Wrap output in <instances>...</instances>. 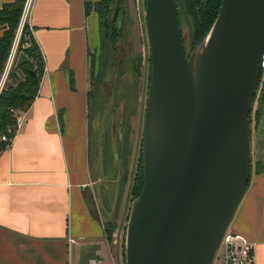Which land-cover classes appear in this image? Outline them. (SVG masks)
<instances>
[{
  "label": "crops",
  "instance_id": "crops-1",
  "mask_svg": "<svg viewBox=\"0 0 264 264\" xmlns=\"http://www.w3.org/2000/svg\"><path fill=\"white\" fill-rule=\"evenodd\" d=\"M9 2L1 0L0 7ZM85 2L35 0L30 11L44 69L36 96L26 112H17L20 122L0 153V264H78L81 247L94 244L98 264H120L105 227L122 230L131 205L143 120L144 80L136 65L145 53L144 12L142 0H112L129 44L118 64L97 13L86 14ZM13 60L0 76V92L20 57ZM227 230L255 243L256 264H264L261 159L252 163Z\"/></svg>",
  "mask_w": 264,
  "mask_h": 264
},
{
  "label": "water",
  "instance_id": "water-1",
  "mask_svg": "<svg viewBox=\"0 0 264 264\" xmlns=\"http://www.w3.org/2000/svg\"><path fill=\"white\" fill-rule=\"evenodd\" d=\"M143 35L150 61L143 186L131 201L124 262L212 264L251 178L264 0H221L209 35L189 56L176 0H144ZM99 249L81 247L78 264H98Z\"/></svg>",
  "mask_w": 264,
  "mask_h": 264
},
{
  "label": "trees",
  "instance_id": "trees-1",
  "mask_svg": "<svg viewBox=\"0 0 264 264\" xmlns=\"http://www.w3.org/2000/svg\"><path fill=\"white\" fill-rule=\"evenodd\" d=\"M110 2H112V0H100L98 3L94 4V6H101L103 10L102 13L96 8L92 9V7L85 2V12L89 14L91 11H95L97 15L103 16L104 13L107 14L109 12ZM23 3L24 0H12V2L4 3L0 7V28L3 30L2 36L0 37V76L5 69L16 39L17 31L20 26ZM220 3L221 0H209L204 7L202 0H186L187 11L191 15L193 21L194 36L196 39L200 38V40H203L208 34L210 27L217 17ZM117 11H119V7L114 9L115 15H117ZM114 32L116 34L115 38H117V27L109 32L110 41L115 40H112L113 35L115 36ZM19 57L20 62L10 71L7 77V79L12 80L13 83L10 85L6 84L0 92V135L7 136L9 140L6 142L0 141V153L8 147L14 135L13 132L8 133V129L15 128L17 112H26L36 96L44 69L42 54L37 43L34 41L27 23L24 24L21 30L17 47V61ZM16 68L22 73L23 78L17 75L15 71ZM262 92L264 94V87ZM250 122L252 123V116ZM142 186L143 168L142 155H140L131 188L132 199H135L140 194ZM110 238V235H107V239L110 240Z\"/></svg>",
  "mask_w": 264,
  "mask_h": 264
},
{
  "label": "rangeland",
  "instance_id": "rangeland-1",
  "mask_svg": "<svg viewBox=\"0 0 264 264\" xmlns=\"http://www.w3.org/2000/svg\"><path fill=\"white\" fill-rule=\"evenodd\" d=\"M177 1H178V7H179V8L177 7L178 19H179L180 27L182 31V38H183L186 53L189 56L195 49H197L200 43L209 35L210 30L214 23L210 27L208 34L204 37L203 40H200V38L196 39V37L194 36L193 21L191 19V15L187 11L186 0H176V4H177ZM86 3H88L92 7V9L96 8L99 12L102 13L103 10L101 6H94V4L98 2L86 0ZM116 7H117L116 4H114L113 2H110L109 12L107 14L104 13L103 16H99V15L97 16H98V23H99V28L101 29V32H102V36H104L107 43L109 42L111 44L114 55L116 56V61L119 64L126 57V54L128 53V50H129V44L126 41L127 34L125 32L124 25H122L124 29H123V32L120 33L121 35L119 34L117 35V38H115L116 34L114 32L115 36L113 35L112 40L114 39L115 40L114 41L109 40V35H108L109 32L117 27V23L120 19H123V14L119 13L120 10L116 12L117 15L114 14L115 13L114 9H116ZM142 7H143V12H144V0H142ZM17 47H18V43L14 49L15 55L17 54ZM11 54H12V51L10 52L5 69L8 68L9 64L13 60ZM15 61H17V59L14 58L13 64L16 63ZM136 66H137V74L139 71H141V75H144V81L146 80V82L144 83V87L148 88L150 68H149V64L145 62V53L142 54V57L140 58ZM145 76L147 79H145ZM12 83H13L12 80H8V79L6 80V84L10 85ZM263 87H264V71H263V75L261 78L260 87L256 95L253 112L251 115L252 116V123L250 125L251 145H252V156L251 157H252V163L254 164L256 163L258 159H261L264 161V94L262 92ZM129 211H130V207H129ZM128 216H129V212L127 214L125 226L124 228H122V230L121 229L117 230L114 224L113 225L109 224L108 230L106 233V237L107 235H110L111 237L109 242L112 243V249L113 247L114 248L118 247L120 264H125L124 262L125 237H126V226H127Z\"/></svg>",
  "mask_w": 264,
  "mask_h": 264
},
{
  "label": "built area",
  "instance_id": "built-area-1",
  "mask_svg": "<svg viewBox=\"0 0 264 264\" xmlns=\"http://www.w3.org/2000/svg\"><path fill=\"white\" fill-rule=\"evenodd\" d=\"M34 2L35 0H24L19 27L22 28L25 23L28 24V18ZM29 30L32 33L30 26ZM6 69L4 70V76ZM19 122L20 115H17L16 126ZM15 128H9L8 133L14 132ZM0 141L6 142L9 140L7 136H1ZM212 264H256V244L246 237L227 230L223 235Z\"/></svg>",
  "mask_w": 264,
  "mask_h": 264
},
{
  "label": "flooded vegetation",
  "instance_id": "flooded-vegetation-1",
  "mask_svg": "<svg viewBox=\"0 0 264 264\" xmlns=\"http://www.w3.org/2000/svg\"><path fill=\"white\" fill-rule=\"evenodd\" d=\"M209 1V0H208ZM208 3V2H207ZM202 4H203V0H202ZM207 5V4H206ZM205 5V6H206ZM204 6V5H203ZM204 6V7H205ZM121 21V27L119 28L118 27V23ZM117 23V33L118 35L120 33L123 32V26H122V20L120 19ZM121 35V34H120ZM127 41V40H126ZM148 64H149V68H150V61L148 59V61H146ZM145 79L146 76H145ZM149 79H150V74H149ZM143 80H144V75H143ZM146 82V80L144 81V83ZM149 82V80H148ZM147 90L148 88L146 87H143V113H144V106H145V101H146V96H147ZM142 135V130H141V134ZM141 155V136H140V142H139V149H138V154H137V158H136V162H135V165H134V170H133V173H132V178H131V181H130V200L132 201V197H131V188H132V185H133V181H134V177H135V173H136V168H137V165H138V162H139V156ZM105 230H106V233H107V230H108V226L105 227Z\"/></svg>",
  "mask_w": 264,
  "mask_h": 264
},
{
  "label": "bare ground",
  "instance_id": "bare-ground-1",
  "mask_svg": "<svg viewBox=\"0 0 264 264\" xmlns=\"http://www.w3.org/2000/svg\"><path fill=\"white\" fill-rule=\"evenodd\" d=\"M177 7H178V5H177Z\"/></svg>",
  "mask_w": 264,
  "mask_h": 264
}]
</instances>
